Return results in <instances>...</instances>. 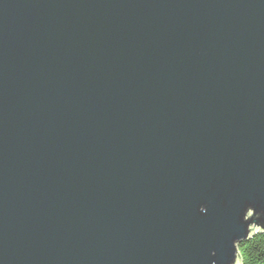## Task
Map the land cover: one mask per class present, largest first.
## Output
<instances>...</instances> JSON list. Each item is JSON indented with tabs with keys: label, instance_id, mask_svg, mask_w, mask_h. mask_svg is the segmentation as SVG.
I'll return each mask as SVG.
<instances>
[{
	"label": "water",
	"instance_id": "water-1",
	"mask_svg": "<svg viewBox=\"0 0 264 264\" xmlns=\"http://www.w3.org/2000/svg\"><path fill=\"white\" fill-rule=\"evenodd\" d=\"M264 231V0H0V264H240Z\"/></svg>",
	"mask_w": 264,
	"mask_h": 264
},
{
	"label": "trees",
	"instance_id": "trees-1",
	"mask_svg": "<svg viewBox=\"0 0 264 264\" xmlns=\"http://www.w3.org/2000/svg\"><path fill=\"white\" fill-rule=\"evenodd\" d=\"M240 264H264V231L239 244Z\"/></svg>",
	"mask_w": 264,
	"mask_h": 264
}]
</instances>
